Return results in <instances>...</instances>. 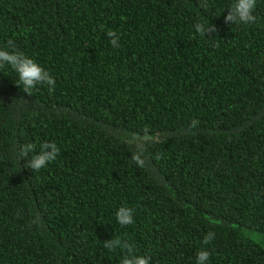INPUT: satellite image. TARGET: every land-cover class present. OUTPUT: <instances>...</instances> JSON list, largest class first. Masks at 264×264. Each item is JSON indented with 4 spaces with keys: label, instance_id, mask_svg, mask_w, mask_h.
<instances>
[{
    "label": "trees",
    "instance_id": "1",
    "mask_svg": "<svg viewBox=\"0 0 264 264\" xmlns=\"http://www.w3.org/2000/svg\"><path fill=\"white\" fill-rule=\"evenodd\" d=\"M233 2L0 0V48L55 80L0 67V264H120L115 237L150 264H264V0L226 24ZM45 141L55 161L25 168Z\"/></svg>",
    "mask_w": 264,
    "mask_h": 264
},
{
    "label": "clouds",
    "instance_id": "2",
    "mask_svg": "<svg viewBox=\"0 0 264 264\" xmlns=\"http://www.w3.org/2000/svg\"><path fill=\"white\" fill-rule=\"evenodd\" d=\"M256 7V0H234L231 6L227 9V16L225 17V23L228 24H249L255 21L256 17L253 15ZM195 30L198 34L205 37L206 33H216L217 29L214 25L206 26L204 23H197ZM30 31V29H29ZM107 36L111 38L110 42L113 47H118L117 33L113 30L107 31ZM12 51H7L0 48V67L5 64L10 66L12 70L17 74L19 79L18 86L23 88V91L28 93L31 89L37 87V85H47L49 89L55 87V80L43 67L39 65L34 59L26 56L22 52L15 50L13 41L7 42ZM198 121L193 120L191 126H195ZM20 157L26 160L25 168L31 169L33 172L39 171L45 168L49 163L55 161L59 155L60 149L55 142L45 141L39 145L37 151V145L28 143L21 145ZM30 159H25L29 154ZM20 159V160H21ZM133 161L138 165H143V160L139 154H134ZM39 217L33 220V223H37ZM116 221L121 226H127L132 224L133 221V209L126 206H121L116 212ZM214 239V233H208L204 236L203 243L208 244ZM104 247L109 251H115L121 249L125 255L122 257L120 264H150V257L137 255L132 243L128 240L115 237L105 241ZM210 253L207 250H199L196 253L197 264H206Z\"/></svg>",
    "mask_w": 264,
    "mask_h": 264
}]
</instances>
